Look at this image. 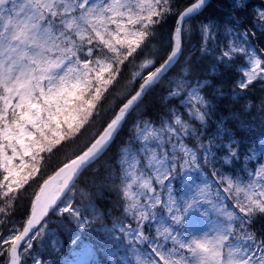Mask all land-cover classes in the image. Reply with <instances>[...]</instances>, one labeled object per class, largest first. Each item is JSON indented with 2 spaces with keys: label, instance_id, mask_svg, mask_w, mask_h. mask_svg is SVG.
I'll use <instances>...</instances> for the list:
<instances>
[{
  "label": "snow or ice",
  "instance_id": "1",
  "mask_svg": "<svg viewBox=\"0 0 264 264\" xmlns=\"http://www.w3.org/2000/svg\"><path fill=\"white\" fill-rule=\"evenodd\" d=\"M101 250L264 264V0H0V264Z\"/></svg>",
  "mask_w": 264,
  "mask_h": 264
},
{
  "label": "trees",
  "instance_id": "2",
  "mask_svg": "<svg viewBox=\"0 0 264 264\" xmlns=\"http://www.w3.org/2000/svg\"><path fill=\"white\" fill-rule=\"evenodd\" d=\"M253 2H254V3H260L261 0H253ZM193 43H195V40L193 41ZM192 55H194V56L196 55L195 50H193ZM207 130L213 132V131H214V126H210ZM55 163H56V158L54 157V158H53V161H52V165L54 166ZM50 171H51V167H50L49 169H47L45 173H42V174H41V179H37V180L35 181V183H33L32 188L29 189V193H31V192H32V191L38 186V184L41 182L43 176H44L47 172H50ZM109 224H110V222H109ZM93 227L95 228V227H97V225H93ZM58 238L61 239L62 241H64V246H65V249H66V248H67V238H66V235L63 234V233H60L59 236H58ZM109 259H112L111 256L108 255V254H106V251H104V250H101V251L97 254V256H96V260H97L98 262H103V264H111V262L108 261Z\"/></svg>",
  "mask_w": 264,
  "mask_h": 264
},
{
  "label": "rangeland",
  "instance_id": "3",
  "mask_svg": "<svg viewBox=\"0 0 264 264\" xmlns=\"http://www.w3.org/2000/svg\"><path fill=\"white\" fill-rule=\"evenodd\" d=\"M174 185L177 187V190L183 187L182 181L180 180L179 177H177V180L173 182Z\"/></svg>",
  "mask_w": 264,
  "mask_h": 264
}]
</instances>
